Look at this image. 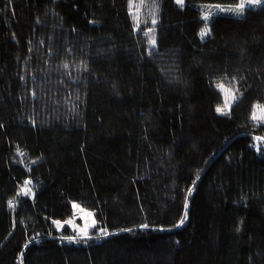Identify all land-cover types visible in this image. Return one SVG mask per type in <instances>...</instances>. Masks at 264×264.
<instances>
[{"label": "trees", "instance_id": "16d2710c", "mask_svg": "<svg viewBox=\"0 0 264 264\" xmlns=\"http://www.w3.org/2000/svg\"><path fill=\"white\" fill-rule=\"evenodd\" d=\"M140 1L0 0V264H264V3Z\"/></svg>", "mask_w": 264, "mask_h": 264}, {"label": "rangeland", "instance_id": "374dc122", "mask_svg": "<svg viewBox=\"0 0 264 264\" xmlns=\"http://www.w3.org/2000/svg\"><path fill=\"white\" fill-rule=\"evenodd\" d=\"M142 2V0L140 1V3ZM175 2H176V0H175ZM244 3V5H245V7H244V9L245 8H251V7H253V8H259L260 6H262V4L264 3V0H261V3L260 4H258V5H255V4H249L248 2H247V0H239V3L237 4V5H229V6H226V5H220V4H218V5H200V8H201V10H202V13H203V15H202V20L204 21V25L202 26V28L200 29V31L203 29V28H205V26H207V29H208V33L210 32V28H209V26H210V21L212 20V18L214 17V16H218V15H226V16H229V15H232V16H240V15H242L243 13H244V10H243V12L242 13H240V14H238L237 13V11H236V9H237V6L238 5H240L241 3ZM185 4V3H184ZM184 4H183V6H184ZM133 5H137V6H135V8L136 9H133V21H134V24H135V27H136V30L138 31V32H141L142 31V29L144 28V27H139V26H142V24H146V22L148 23L149 22V24H147L146 26H147V29L150 27V29H152L153 30V26H151V24L152 25H155V24H153V19H155V17H156V4L155 3H152V4H150L149 2L148 3H146V1L145 2H142L141 3V6L139 5V3L137 2L136 3V1H134V3H133ZM180 6V5H179ZM138 7H139V9H138ZM182 7V6H181ZM205 16H207L208 17V19L207 20H205L204 19V17ZM200 31H199V35H200ZM143 33H145V31L143 32ZM146 33H148V35H145V37H147V42H148V44H149V38H150V36L152 35V32H149V30L148 31H146ZM208 37V35H206L205 37H204V39H206ZM201 38V37H200ZM203 39V40H204ZM149 47L150 48H152L151 46H150V44H149ZM224 85V84H223ZM218 89V88H217ZM219 90V92H220V94H221V97H223V100H224V103H223V105H222V107H220V108H222L223 109V112H224V115H226L228 112H229V109H230V107L233 105V103L237 100V99H235V100H233L232 99V97L233 96H235L236 97V89H234V88H230V87H228V86H226V85H224V90H220V89H218ZM237 98V97H236ZM253 113H252V121L253 122H264V104L262 105H258V104H256L255 106H254V108H253ZM221 114V113H220ZM223 115V114H222ZM259 140H261L260 138L258 139H256V142H259ZM27 181V180H26ZM25 183V182H24ZM25 188H27V186L25 187ZM30 193H31V195H32V192H31V188H30ZM23 194H25V193H23ZM89 221H90V217H89V219H87L86 217H85V219H84V225L85 226H83V224H81V226H79V227H77V229L79 230V228H82V229H84L85 230V227H87V223L89 224ZM60 227H62V225H60V224H58L57 225V228H60ZM59 232H61L60 230H59ZM72 233H73V235H75L76 237H82L83 238V235L80 233V232H76V231H72ZM86 233V232H85ZM87 234H89L90 235V232L89 233H87ZM99 234L101 235V232H99ZM74 236V237H75Z\"/></svg>", "mask_w": 264, "mask_h": 264}, {"label": "snow or ice", "instance_id": "6c2138e0", "mask_svg": "<svg viewBox=\"0 0 264 264\" xmlns=\"http://www.w3.org/2000/svg\"><path fill=\"white\" fill-rule=\"evenodd\" d=\"M247 2H248L249 4H255V5H258V4L261 3V0H247ZM176 3H177L178 5H180V6H183V4H184V0H176ZM130 7H131V0H130ZM244 7H245V5H244L243 2H242L240 5H238V6H237V9H236L237 13H238V14L242 13L243 10H244ZM204 19L207 20L208 17L205 16ZM152 22H153V24H155V23H156L155 19H153ZM153 31H154V30H152V29L149 30V32H153ZM208 34H209V33H208L207 26H205V28H203V29L200 31V37H201V39H204V37H205L206 35H208ZM145 35H148V33H145ZM149 44H150V46H151L153 49L155 48V46H156V39H155V36H154V35L150 36V38H149ZM150 54H151V53H150ZM217 88L220 89V90H224V85H223L222 83H221V84H218V85H217ZM232 99L235 100L236 97L233 96ZM216 111H217L218 113L224 114L223 109L220 108V107H218V108L216 109ZM258 139H259V138H258ZM29 183H30V181H25V184H26V185L29 184ZM24 191H27V189H25ZM190 193H191V190H189V194H190ZM11 206H12V203L10 202V207H11ZM73 207H74V208H78L79 205L74 204ZM185 208L187 209V203H185ZM89 215H91V213H89ZM185 219H187V214H186V213H185L184 218H182V219L179 221L177 227H179L180 225H182V224L184 223V220H185ZM56 223H59V222H56ZM93 223H95V221H94ZM142 227H147V225H143ZM102 231H103V230H102ZM69 239H71V238H69Z\"/></svg>", "mask_w": 264, "mask_h": 264}, {"label": "bare ground", "instance_id": "6f19581e", "mask_svg": "<svg viewBox=\"0 0 264 264\" xmlns=\"http://www.w3.org/2000/svg\"><path fill=\"white\" fill-rule=\"evenodd\" d=\"M71 219H69V222H75V221H77V220H79L81 217H83V214H82V212L79 210V209H76L74 212H73V215H71ZM90 223H92V221H91V219H90V221H89V224L87 223V226H90ZM67 223L66 222H63V224H60V225H62V227L64 226V225H66ZM83 224V226H85L84 225V223H82ZM58 225V224H57ZM56 225V226H57Z\"/></svg>", "mask_w": 264, "mask_h": 264}]
</instances>
